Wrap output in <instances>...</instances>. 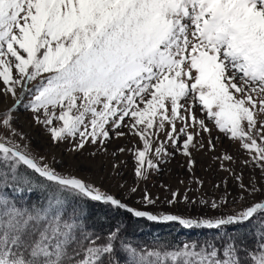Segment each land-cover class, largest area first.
Returning a JSON list of instances; mask_svg holds the SVG:
<instances>
[{"label":"snow or ice","instance_id":"snow-or-ice-1","mask_svg":"<svg viewBox=\"0 0 264 264\" xmlns=\"http://www.w3.org/2000/svg\"><path fill=\"white\" fill-rule=\"evenodd\" d=\"M0 103V264H264V0H0ZM21 112L73 156L94 150L58 168L63 159L50 163L19 142ZM214 132L259 173L245 183L243 170L225 167L233 155L214 157L241 201L258 197L230 214L135 208L76 171L97 167L113 138L132 137L110 153L133 160L131 198L177 154L192 172L194 152H216ZM123 163L111 165L113 178ZM221 183L223 195L199 203L218 210L234 201ZM160 186L170 206L197 202L190 189ZM37 188L40 197L25 199ZM156 199L143 190V205ZM93 202L217 235L133 245L118 224L105 232L90 222L82 204Z\"/></svg>","mask_w":264,"mask_h":264},{"label":"rangeland","instance_id":"rangeland-1","mask_svg":"<svg viewBox=\"0 0 264 264\" xmlns=\"http://www.w3.org/2000/svg\"><path fill=\"white\" fill-rule=\"evenodd\" d=\"M10 102V101H7ZM0 107H3V103H0ZM16 126L23 130L27 136V140L19 141L21 144L28 143L30 150L33 154L45 155L49 157V162H52V158L63 159L62 165H56L58 168H69L73 164H77L80 161L87 160L88 152L94 150L91 147L85 149L81 154L73 156L70 152L66 151L67 145L59 144L54 145L48 135L44 132L43 128L34 125L30 116L27 113H20V119L16 122ZM214 136L219 135L220 140L217 144L216 152L197 151L194 152L196 165L192 172L186 170L184 157L177 154L174 159H171L169 163L162 165V171L159 174H153L147 182H139V190L131 195L129 198L128 188L137 186V181L133 175V160L127 153L119 154L115 157L111 156V152L115 150L117 146H124L129 144L133 138L113 140L108 145L109 154H98L93 161L95 167L92 170L86 168H78L76 171L81 174L85 179L95 182L102 189L107 190L110 194H114L117 198L122 199L125 203L135 208H146V210L153 213H173L182 214L185 216L197 217L204 214L209 216L230 214L234 211H239L242 204H247L249 200L258 199V197H248L247 200L241 201L237 196L239 191L236 183L229 176V173L222 171L219 167V161L216 157L221 152L227 150L234 157V163L225 162V167L234 169L237 173L243 170L244 181L248 182L249 176H255L259 179L258 170L252 168H243L240 161L244 158L243 154L238 150L237 146L232 144L223 135L214 132ZM126 161V163L120 166V176L113 178V172L111 165L113 163H120ZM200 178L204 181L203 185H197L192 183L191 180ZM183 180L184 183L180 184L179 181ZM223 180H227V190L232 193V197H236L233 201L229 198V203L226 207L218 210L205 207L199 203L201 198L211 199L218 198L224 194L225 188L221 183ZM125 185L121 188L120 185ZM161 184H167L171 190L179 188L183 194L185 189H190L188 192L189 199L197 201L196 203H183L179 202L175 205H168L166 200L170 199V192L165 191ZM216 184H221V187L217 189ZM147 190L152 194V197L156 199L155 205L145 206L141 203V197L143 190Z\"/></svg>","mask_w":264,"mask_h":264},{"label":"trees","instance_id":"trees-1","mask_svg":"<svg viewBox=\"0 0 264 264\" xmlns=\"http://www.w3.org/2000/svg\"><path fill=\"white\" fill-rule=\"evenodd\" d=\"M29 202L35 201L42 195L40 189H35L31 193L23 194ZM85 215L89 217L90 222L99 221L103 225V230L107 232L110 223H116L121 228L123 238L133 245L151 246L157 240L169 243H179L188 240H203L217 235L216 230L202 229L191 230L183 229L174 223L160 224L149 222L144 219L134 218L123 210L117 211L107 206L96 203L82 204ZM111 218V220L109 219ZM246 227L237 226L232 231L244 232ZM221 230L220 234H223Z\"/></svg>","mask_w":264,"mask_h":264},{"label":"water","instance_id":"water-1","mask_svg":"<svg viewBox=\"0 0 264 264\" xmlns=\"http://www.w3.org/2000/svg\"><path fill=\"white\" fill-rule=\"evenodd\" d=\"M134 217V216H133ZM143 219H145V220H147L146 218H143ZM149 221V220H148ZM158 223H167V222H158ZM173 223H175V224H177V225H179L178 223H176V222H173ZM180 226V225H179ZM180 227H182V226H180ZM182 228H184V227H182Z\"/></svg>","mask_w":264,"mask_h":264}]
</instances>
